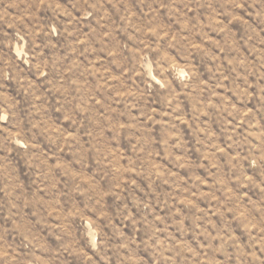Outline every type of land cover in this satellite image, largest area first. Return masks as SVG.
Segmentation results:
<instances>
[{"label": "clouds", "instance_id": "9594fccd", "mask_svg": "<svg viewBox=\"0 0 264 264\" xmlns=\"http://www.w3.org/2000/svg\"><path fill=\"white\" fill-rule=\"evenodd\" d=\"M0 264H264V0H0Z\"/></svg>", "mask_w": 264, "mask_h": 264}]
</instances>
